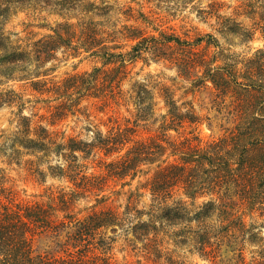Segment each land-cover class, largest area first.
Returning <instances> with one entry per match:
<instances>
[{
  "label": "trees",
  "instance_id": "obj_1",
  "mask_svg": "<svg viewBox=\"0 0 264 264\" xmlns=\"http://www.w3.org/2000/svg\"><path fill=\"white\" fill-rule=\"evenodd\" d=\"M69 3L70 0H0V84L30 81L37 94L56 96L59 105L54 114L62 118L71 110L73 114L81 113L78 106L85 99L94 98L108 106L112 102L118 103L122 98L119 87L124 81L121 75L127 72L130 63L143 59L144 53L152 51L159 60H175L183 71L192 73V70L203 69V75L194 80L195 86L209 81L217 89L227 91L229 82L224 71H219L221 67L212 69L208 53L198 51L203 42L206 43L205 49L219 46L212 34L189 41L167 32H161L160 36H146L131 24L112 28L105 23L110 21L108 17L112 8L109 6L95 8L94 15L102 18L104 24L91 18L73 23L72 11L77 5ZM215 6L216 3L211 4V8ZM36 7L50 14L69 16L70 20L58 23L50 28L51 33L38 40L25 44L13 40L6 32L11 15L18 9ZM130 11L120 13L130 18ZM199 12L205 17L214 15L213 10ZM129 43L130 48L126 50ZM60 50H66L74 58L89 54L101 66L69 75L62 81H53L48 78V70L40 69L55 60ZM148 94L146 87L138 91L137 99L142 105L138 111L139 120L147 121L152 116ZM164 97L168 111L162 124L164 134L136 140L137 130L130 124H117L106 134L93 125L90 141L70 137L65 147L56 145L54 150L57 153L67 150V153H60L66 163L49 166L51 175L69 179L74 184L70 190L49 191L45 201L18 202L15 190L5 186L8 182L5 171L0 170V264H117L107 257L108 247L115 242L107 233L117 232L124 226L126 218L132 216L138 221L130 226L129 231L136 241L143 243L148 262L153 259L155 264L164 257L170 264H179L169 253L163 252L161 235L170 237L177 246L188 247L192 243L194 249L209 256H217V251L226 243H230L229 246L237 244L246 233L240 208L247 202L251 186L247 179L248 148L242 126L206 142L198 136L172 138L167 134L169 131H179L187 123L196 124L198 120L192 109L184 112L173 97L169 94ZM20 98L14 89H10L0 94V106L16 103ZM20 127L23 137L21 135L18 139L22 144L25 142L26 147L29 145L31 155H36L40 149L48 154L47 150L56 144L45 128L38 140L29 138L31 122L26 116H21ZM100 153L106 158H115L110 162L103 161L104 174L87 176L84 172L86 162ZM0 155L7 157L9 164L17 162L21 165L23 152L15 146L8 151L5 142L0 144ZM80 158L85 162L80 163ZM152 165L155 174L145 186L152 195L148 210H139L128 204L121 213L109 207L95 206L85 216L78 217L81 212L77 213L75 209L81 198L94 193L100 195L97 192L105 190L110 178L124 180L131 177L134 180L144 172L142 167ZM34 172L41 176L46 174L39 167ZM254 172L253 181L258 174L255 169ZM104 198L98 197L97 201L100 203ZM201 198L208 200L199 209L188 205L187 199L195 202ZM144 215L149 219L143 221ZM44 234L64 237L63 253H36L32 237ZM138 264L149 263L138 261Z\"/></svg>",
  "mask_w": 264,
  "mask_h": 264
},
{
  "label": "rangeland",
  "instance_id": "obj_2",
  "mask_svg": "<svg viewBox=\"0 0 264 264\" xmlns=\"http://www.w3.org/2000/svg\"><path fill=\"white\" fill-rule=\"evenodd\" d=\"M72 2L77 5L72 11L73 23L90 18L103 21L94 15L97 12L95 8L109 6L112 8L108 17L110 21L105 23L112 28L131 24L140 28L146 36H160L161 32H167L189 41L212 34L219 46L205 49L206 43L203 42L198 51L208 53L212 59V69L221 67L219 71L226 74L228 89L223 92L209 81L197 87L194 80L197 81L203 75V69L192 70V73L183 71L184 68L175 60H159L152 51L144 53L143 59L130 63L127 72L121 75L124 81L119 87L122 98L118 103L112 102L108 106L94 98L85 99L78 106L81 113L73 114L71 110L62 118L54 114L59 105L56 96L37 94L32 90L30 81L0 84V94L14 89L21 97L16 103L0 106V144L5 142L8 151L11 146H15L23 152L21 165L17 162L9 164V159L0 155V170L5 171L8 180L5 186L15 190L18 202L25 203L45 201L47 192L52 190H70L74 184L69 179L51 175L49 166L66 163L61 154L67 153V150L62 149L61 154L57 153L54 150L56 145L65 147L70 137L90 141L93 125L106 134L117 124H130L137 130L136 140L164 134L162 124L168 112L164 96L169 94L182 111L192 109L198 120L196 124L187 123L179 131H169L167 134L172 138L198 136L206 142L219 139L236 131L239 125L242 126L248 148L247 179L251 186L247 202L240 208L246 233L237 244L231 243L232 246H229L230 243H226L217 251V256H209L194 249L192 243L188 247L177 246L170 237L161 235L159 240L164 247L163 252L169 253L179 264H201L202 261H207V264H264V0H70ZM214 3L216 6L211 8ZM91 10L94 12L89 13ZM122 10H131L128 12L130 18L120 13ZM199 10H213L214 15L205 17ZM67 20H70L69 16L50 14L40 7L18 9L9 18L6 32L13 40L25 44L44 37L51 33L50 28ZM101 23L104 24V21ZM103 28H106L105 25ZM95 66H101V63L89 54L83 53L74 58L66 50H60L56 59L40 70H48L51 80L62 81L69 75L91 71ZM144 87L149 91L147 96L150 99L147 98V101L153 108L152 116L147 121L139 120L138 116L142 107L137 99L138 91ZM21 116L30 119L29 138L38 140V135L43 134L45 128L56 142L47 150L48 154L40 149L36 155H31L29 145L26 147L24 141L20 143L18 137H23ZM113 158H106L100 153L86 162L84 172L87 176L104 174L106 169L103 161L110 162ZM84 162L80 158V163ZM38 167L46 174H36L34 171ZM142 169L144 172L134 180L131 177L124 180L110 178L105 190L97 192L100 195L94 193L81 198L75 209V212H81L78 217L85 216L95 206L109 207L121 213H124L128 204L139 210H148L152 195L145 186L154 176L155 166H144ZM254 169L258 172L255 181ZM98 197L105 198L99 203ZM187 200L189 206L199 209L208 198L195 202ZM148 219L147 215L142 217L143 221ZM137 221L135 216L126 218L124 226L119 227L117 232L108 231L107 235L115 239L107 250V257L113 263L138 264V261H142L155 264L153 259L148 262L143 243L136 241L129 231L130 226ZM64 241V237L53 234L36 235L32 237V247L36 253L60 255L63 253ZM156 264L170 263L164 257Z\"/></svg>",
  "mask_w": 264,
  "mask_h": 264
},
{
  "label": "clouds",
  "instance_id": "obj_3",
  "mask_svg": "<svg viewBox=\"0 0 264 264\" xmlns=\"http://www.w3.org/2000/svg\"><path fill=\"white\" fill-rule=\"evenodd\" d=\"M25 114H27V113H25ZM262 234H264V233H262ZM201 264H207V261H202Z\"/></svg>",
  "mask_w": 264,
  "mask_h": 264
}]
</instances>
